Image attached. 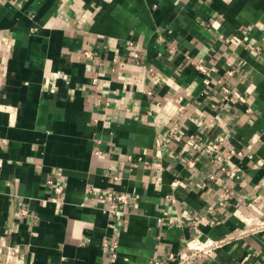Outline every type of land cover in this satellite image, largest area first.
I'll return each mask as SVG.
<instances>
[{"label": "crops", "instance_id": "1", "mask_svg": "<svg viewBox=\"0 0 264 264\" xmlns=\"http://www.w3.org/2000/svg\"><path fill=\"white\" fill-rule=\"evenodd\" d=\"M254 217L264 0H0V264H264Z\"/></svg>", "mask_w": 264, "mask_h": 264}, {"label": "built area", "instance_id": "2", "mask_svg": "<svg viewBox=\"0 0 264 264\" xmlns=\"http://www.w3.org/2000/svg\"><path fill=\"white\" fill-rule=\"evenodd\" d=\"M134 48H135L134 57L137 61H139L140 50L137 46H134ZM86 55L91 57L92 54L90 51H86ZM199 68L204 72H208V69L204 65H199ZM223 89L225 94V100L228 102H235L236 99L235 97L231 96L229 89L226 87H223ZM188 144L193 146L197 150H200L204 146L203 143H201V141L193 138V136L188 139ZM205 146L208 149L219 148L218 143H210ZM231 152L232 154H236L239 156L243 155L242 152H236L235 150H232ZM249 156L251 158L253 157L252 154H249ZM258 163L263 164L261 160H259ZM189 164L193 166L195 165V162L191 160ZM47 186L50 188V190H52L51 200L55 202H60L61 201L60 195L64 190V185L62 183H57L54 178H50L47 180ZM116 199L123 205H126L129 202V198L126 194H118L116 195ZM122 209L111 207L107 209V212H109L115 218L121 220L123 218ZM253 222H255V225H252ZM245 223L247 224V226H250L248 229L251 232H259L264 230V218L254 217L252 219H246ZM231 238L232 237H224L219 240H213L209 238L195 237L186 243L185 248L181 252H174V251L169 252V254L167 255L168 263H166L164 260L161 259L152 258L150 264H193L198 258L206 255L207 253L216 249L218 246L223 245ZM110 245L114 248L113 256L116 257L117 256L116 248L118 246V243L113 242Z\"/></svg>", "mask_w": 264, "mask_h": 264}]
</instances>
